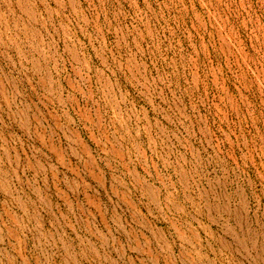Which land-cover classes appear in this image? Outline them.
Here are the masks:
<instances>
[{
    "label": "rangeland",
    "instance_id": "obj_1",
    "mask_svg": "<svg viewBox=\"0 0 264 264\" xmlns=\"http://www.w3.org/2000/svg\"><path fill=\"white\" fill-rule=\"evenodd\" d=\"M0 264H264V0H0Z\"/></svg>",
    "mask_w": 264,
    "mask_h": 264
}]
</instances>
